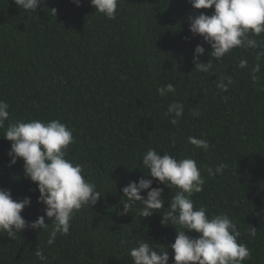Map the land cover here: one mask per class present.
<instances>
[{
    "label": "trees",
    "instance_id": "trees-1",
    "mask_svg": "<svg viewBox=\"0 0 264 264\" xmlns=\"http://www.w3.org/2000/svg\"><path fill=\"white\" fill-rule=\"evenodd\" d=\"M213 11L193 9L189 0H119L116 18L109 20L90 0H79V7L71 0H44L36 11L0 0V101L9 106L5 128L60 120L74 138L66 158L83 166L102 197L75 212L68 234H58L52 245L44 229L26 228L15 239L0 231V264H133L129 250L141 239L168 248V264H174L168 246L178 226L161 221L176 189L146 176L142 157L149 149L161 157L194 159L205 181L203 191L191 197L194 207L203 206L210 218L228 215L240 232L238 242L251 250L243 264H264V55L258 57L264 34L254 37L258 48H236L214 60L210 46L188 30L189 17ZM198 44L205 49L199 62L212 61L208 72L192 63ZM242 59L245 68L238 66ZM256 64L260 71L252 73ZM228 77V90L217 88ZM168 84L175 92L159 96L157 89ZM173 101L184 105L176 125L167 114ZM3 132L0 190L10 191L13 200L31 199L21 212L31 223L44 215L45 206L37 203L39 193L24 175L23 161L9 166L10 142ZM190 136L207 139L209 149L188 144ZM220 163L227 167L209 177L207 169ZM140 178L163 188L164 208L142 218L137 202L129 215H120L122 188ZM45 223L51 227L47 218ZM249 227L257 229L255 237Z\"/></svg>",
    "mask_w": 264,
    "mask_h": 264
},
{
    "label": "clouds",
    "instance_id": "clouds-1",
    "mask_svg": "<svg viewBox=\"0 0 264 264\" xmlns=\"http://www.w3.org/2000/svg\"><path fill=\"white\" fill-rule=\"evenodd\" d=\"M16 6L25 11H36L44 0H13ZM79 7V0H71ZM193 9H214L211 16L203 13L188 18L189 32L193 36L202 37L204 43L211 48L210 56L214 60H221L236 48H258L257 39L264 34V0H189ZM119 0H90L95 12L109 20L116 18ZM56 9L50 12L55 16ZM205 54L202 45H197L193 52L192 63L195 69L208 72L212 68V61L199 62ZM264 55V51L258 54ZM247 60L239 62L240 68L247 66ZM260 65L252 68V73H258ZM255 79V76H253ZM225 79L227 83H225ZM232 83L230 77L221 78L217 88L226 92ZM172 84L159 87L157 93L164 97L174 93ZM9 106L0 101V129H4L3 136L10 142L9 166L15 165L17 160L23 161L24 175L33 182L39 193L37 203L43 204L44 215L34 222H27L21 215L22 210L29 206L31 199L13 200L8 190H0V231L5 232L11 239L17 233L30 228L49 231L47 243L52 245L57 235H67L75 212L84 206H92L101 199L94 182L87 180L81 164L67 159L69 147L74 143L71 130L60 120L54 119L47 123L40 120L9 123ZM167 114L173 118L169 121L176 125L184 114V105L173 101L167 107ZM197 111L193 116L198 115ZM188 144L197 149L207 151L210 147L207 139L190 136ZM142 165L148 169L146 176L153 178L168 189L175 188L176 193L170 199L167 211L162 216L175 229L174 243L171 249L174 264H243L251 258V250L246 244L238 242L240 232L237 225L226 214L209 217L206 209L194 207L191 199L193 194L203 191L205 183L197 162L192 158L176 159L164 154L158 155L155 149H149L142 157ZM227 166L220 163L214 168H208L209 177L221 174ZM153 179L140 178L129 182L122 188L125 202L120 215L125 216L133 210L139 202L142 207L139 215L150 217L157 210L163 209V188L152 187ZM146 192V197L141 193ZM45 218L51 221L45 223ZM167 224V225H169ZM166 226V225H165ZM197 233L192 238L186 233ZM257 229L249 227V236L255 237ZM159 249V250H158ZM40 260H46L42 252L37 251ZM133 264H168V248L159 246L154 248L149 242L140 240L129 250Z\"/></svg>",
    "mask_w": 264,
    "mask_h": 264
}]
</instances>
